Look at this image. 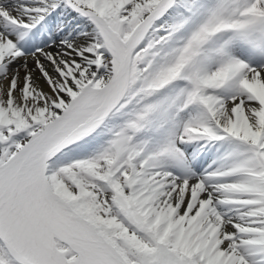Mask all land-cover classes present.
<instances>
[{
  "label": "snow or ice",
  "instance_id": "6c2138e0",
  "mask_svg": "<svg viewBox=\"0 0 264 264\" xmlns=\"http://www.w3.org/2000/svg\"><path fill=\"white\" fill-rule=\"evenodd\" d=\"M0 264H264V0H0Z\"/></svg>",
  "mask_w": 264,
  "mask_h": 264
}]
</instances>
